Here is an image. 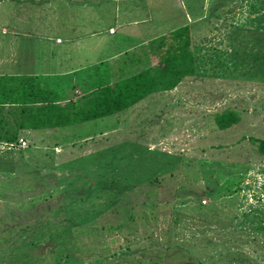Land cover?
I'll list each match as a JSON object with an SVG mask.
<instances>
[{
  "label": "rangeland",
  "instance_id": "rangeland-1",
  "mask_svg": "<svg viewBox=\"0 0 264 264\" xmlns=\"http://www.w3.org/2000/svg\"><path fill=\"white\" fill-rule=\"evenodd\" d=\"M145 1L144 15L153 19L137 29L146 30V37L165 35L166 44L173 27L188 25L197 49L193 77L102 119L87 114L94 97L76 83L71 90L61 84L63 96H80L61 128L19 130L12 122L20 115L11 113L26 105L12 108L13 99L0 96V136L17 132L12 143L0 141V264H151L167 253L173 235L202 257L215 254L212 246L200 250L211 239L218 246L227 241L244 264H264V160L251 142L264 139V0ZM13 2L0 0L2 37L7 16L14 18ZM103 19L113 21L110 14ZM91 23L94 29L104 26L94 18ZM106 40L104 35L103 46ZM9 53L0 77L17 70L11 47ZM21 53L25 58L23 48ZM145 53L130 58L131 65L148 68L157 51ZM32 59L20 64L28 69L23 72L47 65L42 58L33 65ZM41 75L30 77L53 83ZM57 104L67 109L65 102ZM226 110L240 120L221 131L213 115ZM225 183H238V191L219 194ZM229 219L237 222L234 242L223 228ZM169 260L163 264L177 263Z\"/></svg>",
  "mask_w": 264,
  "mask_h": 264
},
{
  "label": "crops",
  "instance_id": "crops-1",
  "mask_svg": "<svg viewBox=\"0 0 264 264\" xmlns=\"http://www.w3.org/2000/svg\"><path fill=\"white\" fill-rule=\"evenodd\" d=\"M8 1L10 0H5V2ZM13 1L14 18H11V15L7 16L3 37L0 35V52L3 51L6 54L5 56H0V64H2L0 66L3 67V64L7 65V62H9L4 58L12 56L9 53L11 47V50L15 52L13 55L18 58V60L14 61V68L17 70L15 73L1 74L2 77H30L35 74L40 77L39 74H42L41 76H45L46 80L53 82L49 85L47 81L45 89L55 91L63 84L62 88L71 90L76 83L77 86H80L78 89L85 90V93H87L85 95L97 97L99 94L103 95V90H112L115 83L120 79L145 72L148 69L154 72V69H152L153 65H155L157 70L162 66L161 59L163 57L159 47L161 46L160 42L164 41L165 35L150 39L146 37V30L137 29L139 26L147 25L146 22L153 19L150 15H144L143 10L146 9L145 0H110L108 2L110 8H106L105 0H97L100 3L90 6H88L89 4L86 0ZM5 4L11 9L9 3ZM91 10L93 11L91 12ZM106 14H110V19L113 18L110 24L109 19H103ZM93 18L96 22L103 23L104 26L94 29L91 23ZM179 20L176 19V21ZM87 21L89 22L88 25L84 26ZM176 21L173 25L176 24ZM178 25L177 28L173 27L175 29L170 34L184 26L188 27L186 23L181 24L179 22ZM104 35L108 36V40H106L108 43L103 46ZM190 37L192 38V36ZM91 39H94V41ZM15 40L19 42V46L14 48L11 46V42H15ZM129 41H138L140 44L132 48L127 45ZM147 41H149L148 45L146 44ZM155 41L160 42L155 45L153 44ZM192 41L193 39L190 42V51L191 53L193 52L195 57L197 49L196 46L195 48L193 47ZM22 48L26 51L25 58H20ZM107 50L109 52L112 51L108 57L104 55ZM146 50L148 53L157 51L155 57L151 58L148 65H150L152 59L154 60L148 69L146 68L147 63L141 69H138L140 68L139 63L136 66L131 65V60L134 57L143 59L146 55ZM135 51L141 52V54L128 55L130 52L134 53ZM97 54L98 56H96ZM27 57L33 58V65L34 62L38 64L41 58L47 65L44 69H38L33 71V73L30 71L23 72L28 69L24 70L25 67L20 64ZM88 57L90 61L86 60ZM130 58L132 59L130 60ZM100 66L103 67V70L107 68L106 71H102L99 68ZM112 67L116 68L114 73L110 70ZM112 74L117 76L116 79L108 81L106 76ZM88 77L95 78V80L102 78V82L93 85L88 83ZM61 79L63 80L59 81ZM54 81H57L56 84L58 86L54 84ZM59 97V102L63 101L68 105L71 101H76L80 96L72 98L70 95L69 97L63 96L62 92H60ZM13 105L16 106L18 104Z\"/></svg>",
  "mask_w": 264,
  "mask_h": 264
},
{
  "label": "trees",
  "instance_id": "trees-1",
  "mask_svg": "<svg viewBox=\"0 0 264 264\" xmlns=\"http://www.w3.org/2000/svg\"><path fill=\"white\" fill-rule=\"evenodd\" d=\"M170 37L168 43L164 44V42L167 41L165 40L159 47L163 57V59H161L162 66L159 70L153 72L151 69L147 68L148 70L145 72L120 79L115 83L112 90L103 93V95L99 94L97 97L93 96V102L91 100L90 107L87 111L89 118L102 119L115 115L125 111L151 94L171 91L185 78L193 77L196 74L195 57L193 56V52L191 53L190 51L191 37L188 27L184 26L174 31L171 33ZM39 81V79L36 80L32 77H0V96L2 97V101L5 100L4 98H12L14 104H18L12 108H19L23 104L26 105V107L19 111L14 110L13 112H16L11 113V115L14 116L20 115L19 118L15 119V122H12L13 125L16 123L19 130H36L43 127L61 128L67 124V116L72 114V112H76L74 111V104L76 101H71L67 105L66 110H59L57 103L60 99V92H58V90L45 89L43 84L45 85L47 82L42 83ZM13 82L17 84L16 89L13 87ZM6 84H9L8 88ZM25 113L34 114L25 116ZM213 118L216 129L221 131L231 128L240 120L239 115L233 110L216 113L213 115ZM2 123H4V121H2ZM10 126H12V124H10ZM16 133L4 137L0 136V141L12 143L16 140ZM251 142L253 146L255 145L254 147L257 154L264 160V139L252 138ZM237 186L238 183L230 185L225 183V186L218 192L219 194L224 192L223 195L225 196L233 195L238 191ZM204 194L210 195V192L205 191ZM213 198L214 197L211 199ZM236 223V219H229L223 226L224 231L228 233L226 236H228L229 239L231 235H233L230 242L235 241L233 238L234 236L236 237V235L233 231L236 228L234 225ZM173 237L174 235L168 237V240H171V242L166 245L167 253L159 255L158 258L151 261V264H163V261L168 257L170 260L174 259L177 262L173 264H244L238 251L234 250L233 246L229 247L227 241H224L221 246H218L217 243L213 245L211 239H205L204 241L206 244H204V248L201 247L200 250L212 246L215 250V254L212 257L206 254V256L202 257L200 256V251L197 254L193 253L194 247L188 244L184 239L178 238V240H172ZM42 240L38 244L40 248L45 241Z\"/></svg>",
  "mask_w": 264,
  "mask_h": 264
},
{
  "label": "built area",
  "instance_id": "built-area-1",
  "mask_svg": "<svg viewBox=\"0 0 264 264\" xmlns=\"http://www.w3.org/2000/svg\"><path fill=\"white\" fill-rule=\"evenodd\" d=\"M57 42H59V40H57Z\"/></svg>",
  "mask_w": 264,
  "mask_h": 264
},
{
  "label": "bare ground",
  "instance_id": "bare-ground-1",
  "mask_svg": "<svg viewBox=\"0 0 264 264\" xmlns=\"http://www.w3.org/2000/svg\"><path fill=\"white\" fill-rule=\"evenodd\" d=\"M21 141V140H20ZM117 148V147H116ZM101 151V150H100Z\"/></svg>",
  "mask_w": 264,
  "mask_h": 264
}]
</instances>
